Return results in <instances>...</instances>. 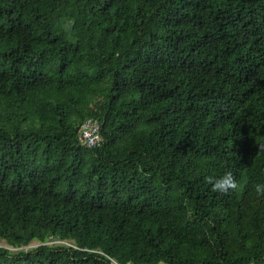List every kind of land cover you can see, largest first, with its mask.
Masks as SVG:
<instances>
[{
    "label": "trees",
    "instance_id": "trees-1",
    "mask_svg": "<svg viewBox=\"0 0 264 264\" xmlns=\"http://www.w3.org/2000/svg\"><path fill=\"white\" fill-rule=\"evenodd\" d=\"M261 145L264 0H0V264L262 263Z\"/></svg>",
    "mask_w": 264,
    "mask_h": 264
},
{
    "label": "built area",
    "instance_id": "built-area-1",
    "mask_svg": "<svg viewBox=\"0 0 264 264\" xmlns=\"http://www.w3.org/2000/svg\"><path fill=\"white\" fill-rule=\"evenodd\" d=\"M102 122L98 118H86L81 123L78 129V140L80 145L93 147L97 146L102 142ZM53 243H66V241L56 240ZM53 243H48L52 245ZM114 264H119L114 261ZM251 264H264L262 263H251Z\"/></svg>",
    "mask_w": 264,
    "mask_h": 264
},
{
    "label": "clouds",
    "instance_id": "clouds-1",
    "mask_svg": "<svg viewBox=\"0 0 264 264\" xmlns=\"http://www.w3.org/2000/svg\"><path fill=\"white\" fill-rule=\"evenodd\" d=\"M260 147L264 148V145H261ZM210 183L212 190L217 192H224L235 187V180L230 172H225L218 177L211 178ZM253 190L258 196H264V182L256 183L253 186Z\"/></svg>",
    "mask_w": 264,
    "mask_h": 264
},
{
    "label": "rangeland",
    "instance_id": "rangeland-1",
    "mask_svg": "<svg viewBox=\"0 0 264 264\" xmlns=\"http://www.w3.org/2000/svg\"><path fill=\"white\" fill-rule=\"evenodd\" d=\"M46 243H53V241H47ZM38 244H39L38 242L34 241L30 245H28L26 247H21V248L14 249V248L10 247L9 245H7L5 240L0 238V246L11 248L12 250H18V249H22V248L29 249V248H33V247L37 246Z\"/></svg>",
    "mask_w": 264,
    "mask_h": 264
}]
</instances>
